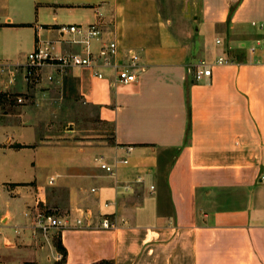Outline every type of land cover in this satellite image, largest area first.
I'll list each match as a JSON object with an SVG mask.
<instances>
[{"label":"crops","instance_id":"1","mask_svg":"<svg viewBox=\"0 0 264 264\" xmlns=\"http://www.w3.org/2000/svg\"><path fill=\"white\" fill-rule=\"evenodd\" d=\"M160 3L0 0V93L46 98L22 64L62 23H99L93 49L113 40L116 62L138 56L130 84L111 66L55 75L58 100H81L110 144L45 151L35 104L0 119V264H264V0H180L176 17ZM202 61L210 74L196 80ZM35 207L63 225L33 233Z\"/></svg>","mask_w":264,"mask_h":264},{"label":"built area","instance_id":"2","mask_svg":"<svg viewBox=\"0 0 264 264\" xmlns=\"http://www.w3.org/2000/svg\"><path fill=\"white\" fill-rule=\"evenodd\" d=\"M55 29L59 34L58 39H37L34 48L25 55V62L22 64L25 84H37L41 79L54 81L57 73H63L71 67H87L94 76L101 78L103 73L100 68L111 66L115 73V82L130 84L137 80L134 66L137 65L138 56L132 50L123 53L127 60L116 62L114 58L118 54V48L115 41L102 42L96 50L93 49V42L98 40L101 34L99 23H62L57 25ZM64 46H68V48H64ZM214 62L217 64L227 63L221 58ZM9 65V63H0L2 70L8 69ZM17 66L20 65L16 64L13 67L16 68ZM200 66L201 68H197L195 71L196 80L210 74V67H206L203 61ZM46 69H52L53 72H46ZM14 75L15 72L10 71L9 82L14 80ZM23 95L6 93L4 96L22 102ZM129 150L130 147L127 148V151ZM96 160L101 169L114 175L115 166L104 161L102 156L97 157ZM118 163L126 164L127 158H120ZM259 180L264 182L263 174L260 175ZM91 191H95V188H91ZM104 205H108V202L106 201ZM24 215L31 220L33 233H47L49 229L63 225L59 216L39 207L25 211ZM86 216L84 212H81L80 216L76 218L77 224H81ZM111 224L107 217L101 221V227L105 229L109 228Z\"/></svg>","mask_w":264,"mask_h":264},{"label":"rangeland","instance_id":"3","mask_svg":"<svg viewBox=\"0 0 264 264\" xmlns=\"http://www.w3.org/2000/svg\"><path fill=\"white\" fill-rule=\"evenodd\" d=\"M161 6L168 8L173 13L179 8L180 0H161ZM175 16V14H172ZM176 17V16H175ZM183 15H179L180 19ZM45 74V73H44ZM39 84L40 90L49 91L46 98L39 102L29 94L23 95L22 102H17L15 98L3 96L0 97V119L5 114H16L20 110V105L35 104L37 105L38 117L40 123L38 125V143L44 146L46 151L49 148L59 145H75V146H94L98 144H110L112 142L111 130L95 119L94 113L90 111H82L80 107H84L81 100L75 99L74 104H68L67 101L61 100L64 93L61 94L60 87L54 86V81L45 79L39 80L37 84H28L35 87ZM12 94V93H11ZM74 107V108H72ZM50 172L47 171V176ZM57 238H54V241ZM14 256V255H12ZM106 264H112L106 263Z\"/></svg>","mask_w":264,"mask_h":264},{"label":"trees","instance_id":"4","mask_svg":"<svg viewBox=\"0 0 264 264\" xmlns=\"http://www.w3.org/2000/svg\"><path fill=\"white\" fill-rule=\"evenodd\" d=\"M6 93H0V97H3ZM15 147H25L23 145H16ZM54 244H55V247L56 249L61 253L62 255V259L65 258L66 256V249L64 248V246L62 245V243L60 242L59 239H55L54 241ZM111 261H108V260H104V261H99V262H96V263H93V264H106V263H110Z\"/></svg>","mask_w":264,"mask_h":264}]
</instances>
